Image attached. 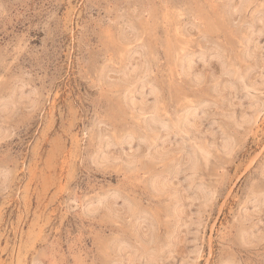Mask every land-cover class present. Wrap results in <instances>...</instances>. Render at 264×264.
Here are the masks:
<instances>
[{
  "label": "rangeland",
  "instance_id": "374dc122",
  "mask_svg": "<svg viewBox=\"0 0 264 264\" xmlns=\"http://www.w3.org/2000/svg\"><path fill=\"white\" fill-rule=\"evenodd\" d=\"M0 264H264V0H0Z\"/></svg>",
  "mask_w": 264,
  "mask_h": 264
}]
</instances>
